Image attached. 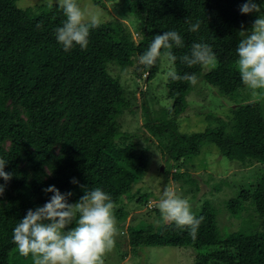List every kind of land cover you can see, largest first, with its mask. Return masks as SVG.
<instances>
[{
  "label": "trees",
  "instance_id": "trees-1",
  "mask_svg": "<svg viewBox=\"0 0 264 264\" xmlns=\"http://www.w3.org/2000/svg\"><path fill=\"white\" fill-rule=\"evenodd\" d=\"M18 1L0 0V158L7 161L5 171L13 174L9 182L0 178V184L7 183L0 196V264H33L31 255H19L12 233L29 209L43 206L53 195L43 191L48 186L72 192L70 203L84 195L79 185L100 187L112 196L117 217L127 219L129 214L117 205L129 194L134 198L133 185L145 176L151 136L159 140L167 160L176 161V169L189 159L192 162V156L210 142L238 165H258L259 171L251 170L260 176L248 172L247 182L228 188L225 182L232 174L216 178L210 173L212 178L205 180L186 165L178 181L194 180V184L199 182L200 195L210 193L202 196V205L194 213L204 217L195 239L188 229H177L174 224L163 223L156 229L128 225L122 230L129 231L131 251L141 246H191L199 251L195 264H264V94L253 97L235 65L239 29L242 24L251 28L258 16L241 13L245 0H130L127 10L142 21L138 40L117 18L90 31L86 50L76 46L70 52L55 37V28L65 19L57 3L21 8ZM258 2L264 4V0ZM197 20L199 32H190L189 21ZM37 24L42 26L37 28ZM165 31H176L183 39V48L174 45L171 49L177 57L175 71L203 77L221 96L231 98L230 107L223 115L206 113L209 126L205 130L180 131L177 118L186 111L194 86L168 78V95L177 117L147 122L144 126L151 133L144 137L147 145L133 140L135 132L127 129L131 123L124 118L127 112L132 116L138 112V88L126 86L120 76L109 72L108 65H133L154 36ZM198 42L212 46L216 67L205 71V67L181 63L179 57L189 54ZM139 68L150 80L159 71L160 59L150 69L139 65L136 77H142L137 74ZM73 178L79 185L72 183ZM215 192L217 200L219 195L226 197L219 201L220 207L214 201ZM222 209L231 217L239 218L246 210L255 216L249 213L239 230L221 236L218 216Z\"/></svg>",
  "mask_w": 264,
  "mask_h": 264
},
{
  "label": "clouds",
  "instance_id": "clouds-1",
  "mask_svg": "<svg viewBox=\"0 0 264 264\" xmlns=\"http://www.w3.org/2000/svg\"><path fill=\"white\" fill-rule=\"evenodd\" d=\"M97 4H100L96 1ZM65 17L62 26L55 28V37L65 52L74 47L87 49L90 31L103 23L101 14L82 8L78 0H57ZM262 3L258 0H245L241 6L242 14H258L250 29L241 25L236 48V68L246 88L253 96L264 94V14ZM189 31L199 32L201 22L189 21ZM42 25L37 24V28ZM137 36V34H136ZM183 48L181 35L176 31L156 34L147 50L139 56L138 64L144 69L152 68L158 59L166 57L174 64L177 57L171 49ZM181 63L189 68L194 66L216 67L218 58L212 46L205 42L193 43L189 54L179 57ZM145 74V73H144ZM148 76V75H147ZM173 81H184L195 86L199 77L195 72L179 75L174 68L166 74ZM7 161L0 158V178L11 181L13 174L5 171ZM73 184L79 181L73 178ZM84 195L75 203H70L72 192L61 193L54 185L43 189L52 193L43 206L29 209L13 229L12 242L19 255H31L33 264H104V257L116 245L120 234L115 215L116 204L112 196L100 187L89 189L79 185ZM7 183L0 184L3 196ZM162 221L174 224L177 229H188L194 239L204 217H197L191 204L179 196L171 187H166L162 198L156 205Z\"/></svg>",
  "mask_w": 264,
  "mask_h": 264
},
{
  "label": "rangeland",
  "instance_id": "rangeland-1",
  "mask_svg": "<svg viewBox=\"0 0 264 264\" xmlns=\"http://www.w3.org/2000/svg\"><path fill=\"white\" fill-rule=\"evenodd\" d=\"M99 1L100 4H97ZM130 0H78V3L82 8H88L94 12L101 14L103 22L119 19L124 21L129 29L133 32L135 39H137L136 33L141 31L142 21L139 20L136 15L127 10V4ZM44 3H57V0H19L18 5L21 8L29 6L40 5ZM246 29H250L245 26ZM241 29V27H240ZM239 29V31H240ZM138 40V39H137ZM139 66L138 61L134 60V64L131 66L123 67L108 65V70L112 75L120 76V80L130 89H137V114L132 116V113L127 112L124 116L125 120L128 119V123H131V129L126 125L129 131L134 133V141L145 142L144 137L151 135L149 130L144 126L149 121L161 122L168 119L176 118L177 116L172 111V100L168 95L167 89V72L170 68H174V64H170L166 57L160 58L159 71L148 80L147 73L143 74L142 69L139 68V73L142 77H136L134 71ZM212 67H205L206 70H210ZM117 77V76H115ZM215 87L207 83L203 77H201L198 83L191 90L187 96L188 107L186 111L177 118L180 131L186 133H192L196 131L205 130L209 126L208 121L204 118V115L209 112H214L218 115H223L226 110L229 109L231 98L226 99L217 92ZM248 91V89H247ZM253 96V95H252ZM256 95L253 97H258ZM234 103V102H231ZM150 149L147 153V171L143 180L136 182L133 185L131 193L134 198H130V194L124 199L123 203L117 205L118 208H122L124 214H129L127 219L117 218V227L119 235L115 238L116 245L114 249L107 253L104 257V264H195L198 256V249L191 246L175 247V246H141L136 251H131L128 244L129 231L122 230L125 226H132L133 228H158L164 222L162 221L160 212L157 208L159 200L163 196V192L166 187L173 188L176 193L185 198L191 204L192 212L196 213L201 207V201L204 200L208 194L200 195L197 191V185L194 184V180L185 182L183 179L178 181V174L185 171L186 165L188 170L192 173H198L206 180L211 179L210 173L216 178L223 176H230V181L225 182V187L235 186L240 187L242 181L247 182V177L260 176L253 172L259 171V166H241L237 164L236 160L229 159L228 157L220 153L216 144L205 142L198 155L192 156L193 161L189 159L185 166L182 168H174L177 166L176 161H168L167 157L163 155L159 147V140L151 136ZM148 145V144H147ZM185 163V162H184ZM162 167L167 170L164 172ZM247 167V169H246ZM179 171L175 173V171ZM250 173V176L247 173ZM188 178V175L185 174ZM208 177V178H207ZM202 178V179H203ZM214 180H212L213 182ZM233 183V185H232ZM191 186V187H190ZM208 188V186H206ZM205 187V188H206ZM190 188V189H189ZM206 188V190H207ZM230 188V187H228ZM214 194V201L216 205L220 207L219 201L226 198L225 195L216 196ZM131 195V196H133ZM210 195V193L208 194ZM138 198L142 201H137ZM211 197L210 199H212ZM123 199V198H122ZM139 199V200H140ZM146 200H148L147 203ZM212 201V200H211ZM213 202V201H212ZM214 203V202H213ZM215 204V203H214ZM151 206L154 208L150 209ZM251 216H255L253 211H244L239 218L231 217L230 214L222 209L218 216V225L221 236L239 230L242 227L243 219ZM124 231L125 233L123 234ZM126 252L124 258H121L122 254Z\"/></svg>",
  "mask_w": 264,
  "mask_h": 264
},
{
  "label": "water",
  "instance_id": "water-1",
  "mask_svg": "<svg viewBox=\"0 0 264 264\" xmlns=\"http://www.w3.org/2000/svg\"><path fill=\"white\" fill-rule=\"evenodd\" d=\"M164 169V167H162V170Z\"/></svg>",
  "mask_w": 264,
  "mask_h": 264
}]
</instances>
